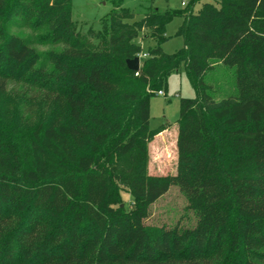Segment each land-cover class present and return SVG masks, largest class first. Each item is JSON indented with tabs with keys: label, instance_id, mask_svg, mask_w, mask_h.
Segmentation results:
<instances>
[{
	"label": "trees",
	"instance_id": "obj_1",
	"mask_svg": "<svg viewBox=\"0 0 264 264\" xmlns=\"http://www.w3.org/2000/svg\"><path fill=\"white\" fill-rule=\"evenodd\" d=\"M201 1L160 12L111 0L96 31L73 0H0V264H264V0L195 12ZM177 16L184 45L167 54ZM16 25L57 48L40 52ZM183 68L196 96L180 103L177 171L154 176L149 144L164 128H150L151 99ZM217 68L234 80L220 99ZM172 187L193 225L146 224Z\"/></svg>",
	"mask_w": 264,
	"mask_h": 264
},
{
	"label": "rangeland",
	"instance_id": "obj_2",
	"mask_svg": "<svg viewBox=\"0 0 264 264\" xmlns=\"http://www.w3.org/2000/svg\"><path fill=\"white\" fill-rule=\"evenodd\" d=\"M188 0H124V7L132 11L141 10L143 7H153L160 12L179 11L185 9L182 3ZM210 0H202L198 3L194 11L198 12L203 4ZM73 18L78 21L84 30L91 26L99 30V22L108 15L112 9L111 0H73ZM142 15H138L135 20L139 21ZM183 24V18L174 17L166 28V37L169 40L163 44L162 49L167 54H174L183 45V39L176 36L179 27ZM10 31L21 38L31 42L40 52H47L57 47L52 44L41 45L39 36L46 34V30L34 31L24 25L11 27ZM142 46L143 51L156 46V41L149 38V32L144 31L136 41ZM210 78L209 83L214 88L217 99L232 92L233 78L229 70L217 68ZM165 95H155L151 99V119L150 128L157 130L164 128L154 140L149 144V173L154 176L175 175L177 171V122L180 116V103L182 99L195 98L196 93L192 87L184 68L180 72L172 74L168 79L167 91ZM123 204L127 210L133 208V198L129 192L122 194ZM187 200L178 187H172L170 191L158 200L150 209V216L146 224L155 226L171 227L176 224L190 227L195 222V215L187 208Z\"/></svg>",
	"mask_w": 264,
	"mask_h": 264
},
{
	"label": "water",
	"instance_id": "obj_3",
	"mask_svg": "<svg viewBox=\"0 0 264 264\" xmlns=\"http://www.w3.org/2000/svg\"><path fill=\"white\" fill-rule=\"evenodd\" d=\"M128 68L133 72H138L140 70V58L136 57L134 60L127 62Z\"/></svg>",
	"mask_w": 264,
	"mask_h": 264
},
{
	"label": "built area",
	"instance_id": "obj_4",
	"mask_svg": "<svg viewBox=\"0 0 264 264\" xmlns=\"http://www.w3.org/2000/svg\"><path fill=\"white\" fill-rule=\"evenodd\" d=\"M182 5L184 6L185 3H182ZM138 57L140 58V66H141V60L147 58V54H141V55H139ZM136 76H138V73H136ZM158 94H159V95H163V96L165 95L162 91L159 92Z\"/></svg>",
	"mask_w": 264,
	"mask_h": 264
}]
</instances>
